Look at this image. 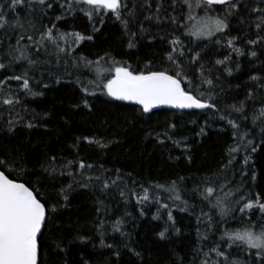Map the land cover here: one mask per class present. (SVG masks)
<instances>
[{
  "label": "snow or ice",
  "instance_id": "6c2138e0",
  "mask_svg": "<svg viewBox=\"0 0 264 264\" xmlns=\"http://www.w3.org/2000/svg\"><path fill=\"white\" fill-rule=\"evenodd\" d=\"M70 17L86 19L90 32L63 28ZM233 18L251 35H231ZM107 20L119 24L127 49L151 48L155 41L158 62L145 57L134 68L110 51L95 56L82 52L83 43L93 41ZM245 55L260 60L259 67L250 63L243 85L225 88L224 81L241 70L239 58ZM261 57L264 0H0V133L13 137L22 129L46 128L51 113L25 107L23 97L43 96L53 85L75 90L70 110L103 112L120 108L114 102L123 101L151 122L154 109H195L208 116L205 125L215 119L231 129V143L215 170L177 175L164 183L137 181L130 172L87 163L79 155L82 143L103 150L117 140L74 137L67 146L72 159L0 151V264H47L53 256L62 258L59 264H72L73 248L81 249L77 264H95L96 254H106L102 264H144L138 241L124 227L125 218H133L127 210L131 200L141 219L156 206L151 220L163 222L154 233L159 241L184 235L174 212L194 219L195 246L184 255L173 250L169 264H264V190H250L257 175L248 170L259 147L254 139L264 144ZM164 127L163 132L152 128L146 138L191 151L186 137L173 139L175 122L165 121ZM197 135H206L204 126ZM186 159L193 162L190 155ZM77 189L98 190L100 196L89 231L81 234L78 227L69 237L72 226L57 221ZM113 193L123 211L105 203L104 198L116 200ZM88 245L93 251L86 256Z\"/></svg>",
  "mask_w": 264,
  "mask_h": 264
},
{
  "label": "trees",
  "instance_id": "16d2710c",
  "mask_svg": "<svg viewBox=\"0 0 264 264\" xmlns=\"http://www.w3.org/2000/svg\"><path fill=\"white\" fill-rule=\"evenodd\" d=\"M238 20L239 18H233L230 21L234 29L231 35H240L241 33L245 36L251 35L252 30L247 26H240ZM61 26L67 30L85 31L88 29L90 32L86 19L70 17L67 24H61ZM126 43L127 40L122 38V30L119 24L107 20L101 31L95 34L93 41L83 43L81 51L85 54L90 51L93 56L96 53L103 54L105 51H110L117 59L127 60L134 68L145 57L158 62V58L155 56L158 51L155 41L151 48L141 44L136 49H127ZM233 56L235 58V54ZM261 59L264 60V57ZM239 60L241 70L234 73V77H228L224 81L223 86L225 88H228L229 84L233 87L237 83L243 85L247 79L245 73L250 71V63H255L257 67L260 65V60L253 59L250 61L247 55L240 57ZM84 75L90 74L85 71ZM12 85L15 87L16 82H12ZM74 91L71 88L53 85L49 90H45L43 96L23 97L25 107L35 109L36 112L40 113L45 111L51 113L47 127H37L32 130L22 129L13 137L7 136L6 133H0V151L14 150L18 156L27 153L32 157H35L37 153L48 155L55 153L58 156L63 155L72 159L74 153L67 146L73 143L74 137L94 136L104 141L117 140L118 143L109 144L108 148L103 150L82 143L79 155L81 158H86L87 163L102 164L104 168L110 169L119 168L124 173L130 172L132 179L137 181L164 183L167 179L177 175H188L190 172L204 174L209 170H215L222 162L225 147L231 143V129L227 127L225 122L209 119L208 124L205 125L208 116L200 110L158 109L154 111L155 115L151 122H147L135 111V105L123 101L114 102L120 105V108L104 110L103 112L88 113L87 110H70V105L76 102ZM101 99L104 98L101 97ZM105 120H107V124L103 123ZM192 120H195L196 123L192 124ZM165 121L177 124L178 127L174 131L173 139L183 140L186 137L185 142L189 144L190 152L175 148L171 141H165L161 145L153 138H146V133L152 128H156L159 132L165 131ZM201 126L205 127L206 135L204 136L197 135ZM221 128L225 130L221 131ZM249 138L252 139L253 137L250 136ZM254 143L259 147L257 152L251 154L252 162L248 166V170L254 169L257 175V179L250 190L259 193L264 190V144H261L258 138L254 139ZM189 155L193 159L191 164L186 159ZM242 155V153H238L237 158L242 159ZM32 163H35L34 159ZM236 167L239 168L240 165L237 164ZM60 179L67 183L65 178ZM236 179L239 180L240 177L237 176ZM248 182L249 184L252 183L250 176ZM57 187H59L58 184ZM188 187H191V184ZM47 190L46 186L45 191ZM159 194L162 197L167 195L163 192ZM113 195H116V200L104 198L105 203L123 211V207L117 204L118 195L116 193ZM98 196H100L98 190L77 189L71 194L69 206L61 209L60 219L57 221L61 227L72 226L71 232L68 233L69 237L75 234L78 227L81 234L89 231L90 221L96 215L95 201ZM185 198H188L190 203L197 202L194 197L185 195ZM135 203V200H131L127 207V210L133 213V218L126 217L127 223L124 227L125 230L131 231L138 241V248L143 251L144 264H169L170 253L173 250L184 255L195 246V221L187 213L174 212L178 219V226L183 227L184 235L180 237L173 235L168 241H159L154 233L160 230L163 222L151 220V215L156 211V206H151L147 210V215L141 219L136 212ZM133 223L138 224L139 227L133 228ZM55 238V236L52 237V239ZM72 251L73 255H70L68 259L72 264H77L81 249L73 248ZM91 251H93L92 247L88 245L85 249V255L87 256V253ZM105 257L106 254H96L92 259L95 264H102ZM61 259V257L56 256L50 257L47 264H59ZM124 259L127 261L129 257L125 256Z\"/></svg>",
  "mask_w": 264,
  "mask_h": 264
},
{
  "label": "water",
  "instance_id": "95a60500",
  "mask_svg": "<svg viewBox=\"0 0 264 264\" xmlns=\"http://www.w3.org/2000/svg\"><path fill=\"white\" fill-rule=\"evenodd\" d=\"M159 109H169V108L162 107V108H159ZM155 110H158V109H154V111ZM172 110H179V109H172ZM192 110H195V109H192ZM182 111H188V110H182Z\"/></svg>",
  "mask_w": 264,
  "mask_h": 264
}]
</instances>
